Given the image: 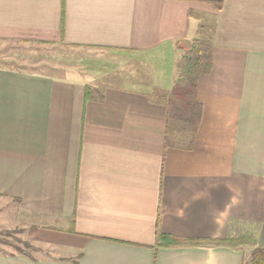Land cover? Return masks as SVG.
Returning <instances> with one entry per match:
<instances>
[{
  "label": "crops",
  "instance_id": "obj_1",
  "mask_svg": "<svg viewBox=\"0 0 264 264\" xmlns=\"http://www.w3.org/2000/svg\"><path fill=\"white\" fill-rule=\"evenodd\" d=\"M194 38L212 66L186 138L159 96ZM5 43L112 54L99 73L0 54V230L35 252L0 264H242L235 240L264 245V0H0ZM124 54L148 74L107 70Z\"/></svg>",
  "mask_w": 264,
  "mask_h": 264
},
{
  "label": "trees",
  "instance_id": "obj_2",
  "mask_svg": "<svg viewBox=\"0 0 264 264\" xmlns=\"http://www.w3.org/2000/svg\"><path fill=\"white\" fill-rule=\"evenodd\" d=\"M211 66V48L205 40L194 38L185 45L181 57L176 62L177 76L171 89L159 96V99L166 102L167 132L169 134L183 135L186 138L195 134L202 110L201 103L197 98V82L201 74L210 72ZM156 237L159 241L163 238L167 239L166 242L160 241V244L164 246L220 244V241L212 240H178L159 232H157ZM27 245L30 244L27 243ZM234 245L251 247L249 257L243 260L242 264H264V245H256L250 237L235 240ZM18 252L30 256L24 250Z\"/></svg>",
  "mask_w": 264,
  "mask_h": 264
},
{
  "label": "rangeland",
  "instance_id": "obj_3",
  "mask_svg": "<svg viewBox=\"0 0 264 264\" xmlns=\"http://www.w3.org/2000/svg\"><path fill=\"white\" fill-rule=\"evenodd\" d=\"M0 54L4 55H15L16 59H12L10 62L9 59H2L7 65H20L26 66L33 63H38L40 66H46L47 63H53L54 65H75L77 69L86 68L87 70H92L94 73L102 72V68L97 63L100 61L97 58H100L102 55L112 53L103 50L90 49V48H70L67 46H55V45H41V44H33V43H5L4 45L0 44ZM0 59V62H2ZM108 69L112 70L111 72H115L117 70L122 72L119 73V76H134L137 73L146 74L145 70L150 71L151 66L150 62L135 57L134 54L126 55L119 59H109ZM47 67V66H46ZM79 67V68H78ZM120 68V69H118ZM145 69V70H144ZM40 71L44 73H58L57 70L47 69V68H39ZM117 71V72H119ZM124 78V77H122ZM103 83H118L117 79L111 78L109 80V76L103 80ZM29 244V243H28ZM31 245H27V242L22 240V237L19 235L17 230H0V251H10V252H18L19 250H24L29 254L35 253Z\"/></svg>",
  "mask_w": 264,
  "mask_h": 264
}]
</instances>
